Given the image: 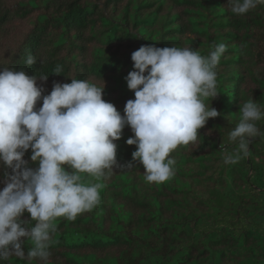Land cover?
Returning a JSON list of instances; mask_svg holds the SVG:
<instances>
[{
    "label": "trees",
    "instance_id": "16d2710c",
    "mask_svg": "<svg viewBox=\"0 0 264 264\" xmlns=\"http://www.w3.org/2000/svg\"><path fill=\"white\" fill-rule=\"evenodd\" d=\"M219 43L227 51L217 67L220 93L210 105L221 115L198 130L195 145L171 153L174 177L145 180L125 127L115 141L117 164L134 167H114L100 181L101 203L93 211L57 219L50 264H264V136L249 144V157L222 162L224 148L233 147L227 134L238 123L239 104L252 98L264 107V5L236 16L226 0H0V67L48 75L37 79L43 95L53 82L104 81L103 99L122 115L134 99L124 79L133 51L152 44L207 55ZM30 55L37 59L31 66ZM257 123L264 130V120ZM30 155L29 149L24 159L35 168ZM4 171L10 169L0 165V189ZM0 264L29 262L13 256Z\"/></svg>",
    "mask_w": 264,
    "mask_h": 264
},
{
    "label": "clouds",
    "instance_id": "9594fccd",
    "mask_svg": "<svg viewBox=\"0 0 264 264\" xmlns=\"http://www.w3.org/2000/svg\"><path fill=\"white\" fill-rule=\"evenodd\" d=\"M226 4L232 14L243 16L264 0ZM209 48L207 55L188 46L152 44L133 51V70L124 79L134 99L126 101L123 115L103 99L104 81L102 86L75 78L53 82L50 93L43 95L37 79L47 81L48 75L0 67V165L10 169L4 171L0 189V262L14 256L29 264H50L57 219L75 221L93 211L101 203L100 181L112 175L114 167H134L132 162L117 164L115 141L125 127L133 133L126 144L136 146L132 161L143 166L145 180L162 184L174 177L171 153L195 145L198 130L221 115L210 102L220 93L217 67L227 46ZM36 63L35 56L27 57V65ZM62 70L58 64L54 73ZM238 112V123L227 134L233 147L224 148L225 165L249 157V144L264 136L257 123L264 120V107L258 101H244ZM29 149L35 168L24 159ZM25 213L27 220L22 218ZM26 242L31 245L27 252Z\"/></svg>",
    "mask_w": 264,
    "mask_h": 264
}]
</instances>
